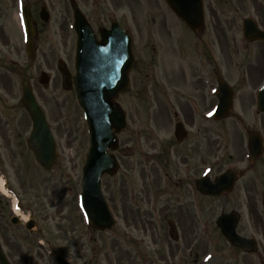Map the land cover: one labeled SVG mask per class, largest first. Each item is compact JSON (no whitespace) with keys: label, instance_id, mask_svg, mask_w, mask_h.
I'll list each match as a JSON object with an SVG mask.
<instances>
[{"label":"rangeland","instance_id":"obj_1","mask_svg":"<svg viewBox=\"0 0 264 264\" xmlns=\"http://www.w3.org/2000/svg\"><path fill=\"white\" fill-rule=\"evenodd\" d=\"M234 1L238 4L234 20L229 10H225L222 18L226 25L221 69L222 78L235 91L232 113L222 123L209 124L206 133L215 140L219 134L226 135L229 154L241 158L245 149L240 145L242 141L246 146V132L257 131L264 139V114L255 110L253 96L264 77V42H244L240 26L242 19L251 15V4L250 0ZM43 5L50 15L48 28L41 36L46 39L35 45V59L28 60L19 7L16 4L12 8L10 0H0V181L6 189L0 191V246L10 264H55L53 254L70 264H238L240 255L225 244L215 220L223 212L237 210L241 228L247 225L249 215L264 217V206L258 202L255 211L248 212L246 207L235 208L221 199L193 197L188 214H184L185 207H177L169 193L164 194L165 187L174 189V182L181 183L183 172L173 161L165 170H160L163 166L155 168L152 163H144L146 153L156 150L161 141L170 142L172 133L171 116L157 105L155 98L159 55L161 51L171 54L167 46L156 41L160 38L158 31H151L148 36L143 30L136 32L130 89L117 99L126 112V127L118 136L119 149L115 153L120 168L115 175L103 178L101 190L115 226L113 231L99 232L85 224L78 198L88 149L86 125L74 90L61 88L56 69L61 60L74 75L72 33L69 31L65 43L61 42V10L68 7V2L44 0ZM182 34L178 54L186 56L189 52L184 50L190 35L184 31ZM42 72L49 75L47 86L39 82ZM165 78L169 79L166 75ZM22 83L31 85L56 143L57 158L47 173L26 148L30 121L20 104ZM213 147L210 143L211 156L224 154ZM229 154L225 149V156ZM258 171H261L257 185L260 197L264 195V167ZM177 191L179 195L186 193L179 185ZM186 201L185 197L180 198L181 203ZM175 212L182 221L190 220L191 214L198 215L193 217L188 248L185 222H182L185 240L176 245L168 237L167 222L173 220ZM13 216L26 219L14 226L9 222ZM29 216L36 224L34 232L24 228ZM261 227L262 224L258 226L257 239L264 241ZM258 251L256 264H264V242Z\"/></svg>","mask_w":264,"mask_h":264},{"label":"flooded vegetation","instance_id":"obj_2","mask_svg":"<svg viewBox=\"0 0 264 264\" xmlns=\"http://www.w3.org/2000/svg\"><path fill=\"white\" fill-rule=\"evenodd\" d=\"M17 1L10 0V6L15 7ZM73 2L83 13L96 40H99L102 31L116 25L129 34L132 46L136 40V32L143 30L148 36L151 31H158L160 38L156 41L160 45L167 46V51L171 53L167 55L161 51L159 55L160 70L155 72L157 76L155 98L157 105L165 108L171 116V127L180 123L183 128L179 132L180 139L172 135V129L171 141L164 143L159 141L161 145L157 144L156 150L147 152L144 157L145 164L152 163L155 168L163 166L160 170L171 166L173 161L176 168L183 172V176L179 179L181 183L174 182V189L165 187L164 194L169 193L171 200L173 198L172 202L177 207H185V211L182 212L188 214L187 207L193 202V197L198 200L211 199L196 190V181L201 177H208L213 181L218 174L230 170L236 172L238 179L233 184L232 190L218 197L219 199L227 204L232 203L235 208L246 207L248 212L255 211L258 200L264 203V196L259 197L257 187L258 175L261 172L258 168L264 167V153L253 163H248L243 156L234 158L229 154L228 149L231 148L226 145L227 136L219 134L217 140L214 137L211 138L206 133L209 120L204 118L205 109L212 103L209 96L212 90L210 78L215 80L220 77L224 62L222 47L226 24L222 22V18L225 10H229L234 20L238 4L236 5L234 0H73ZM21 4L28 8L31 14L35 30L34 44L36 45L46 39L41 36L49 25L40 20V12L46 8L43 5L44 0H21ZM250 4L252 9L250 16L257 27L264 29V0H250ZM198 12L202 13L203 23L200 30L195 32L187 26L180 14L193 15ZM48 16L50 18V15ZM71 19L70 8L63 6L61 10V42L63 43L69 36L68 25ZM232 24L236 25L235 22ZM182 31L190 35L187 40L188 46H185L187 49L184 50L189 52L186 56L178 54L180 53L178 52L179 47H182L180 41ZM74 34L72 33V41L75 43L77 37ZM212 48L216 55L213 54ZM165 75L169 79H166ZM210 143L214 144V150L215 147L226 149L228 157L225 156V150L220 157L211 156ZM240 148H242V141ZM151 154L154 156H149ZM151 157L152 161L149 162ZM244 164L246 166L243 167ZM169 169L172 171L171 168ZM163 173L168 175L166 172ZM262 177L264 179V176ZM176 179L178 180V177ZM182 180L185 183H182ZM178 185L185 190V195L182 193L179 195ZM184 197L188 201L181 203L180 198ZM197 216L194 217L191 214L190 220L182 221L180 215L175 212L172 222L177 233L176 245L180 240L185 239H187V248L191 245L193 217ZM202 218L206 217L203 215ZM182 222H185L187 226L185 239L182 234ZM258 223L259 225L262 223L261 218L249 215L247 225L241 227L238 233L242 237L251 238L252 234H257ZM230 249L240 254L241 260L238 264H254L253 258L255 257L252 254H244L232 247Z\"/></svg>","mask_w":264,"mask_h":264},{"label":"water","instance_id":"obj_3","mask_svg":"<svg viewBox=\"0 0 264 264\" xmlns=\"http://www.w3.org/2000/svg\"><path fill=\"white\" fill-rule=\"evenodd\" d=\"M72 9L76 25L75 31L81 37L78 40L75 55L73 85L76 98L85 115L89 135V149L82 170L80 203L86 222L92 228L101 231L111 230L114 222L100 191L101 178L104 175H111L118 168L115 158L111 154H107V150L117 149L118 142L115 133L120 132L124 127V113L118 106H115L114 100L119 93L128 88V74L133 64V58L129 38L125 37L118 28H112L105 36H102L101 42L92 41L84 35L83 28H86V25L82 23L84 21L82 14L74 5H72ZM29 15L27 11L24 12L28 42L26 52L28 58H32L34 57V48L31 42L33 31ZM186 21L194 29H198L197 23H201L199 15H196L195 19L188 17ZM243 36L248 41L264 40V32L258 31L251 20L244 22ZM64 66L60 62L58 69L62 75L63 89L69 90L71 79ZM47 81V79H41L43 83H47ZM219 88L220 106L216 111V119L225 117L231 105L229 88L224 83H220ZM34 99L31 87L23 84L21 103L32 122V130L26 141L27 147L33 152L36 163L47 171L52 168L56 157L55 143L44 120L43 112ZM258 108L264 111V88L258 96ZM256 137L257 135H250V149L251 151L254 149V156L261 149V141ZM210 189L212 190L205 191L210 194H218L227 188L219 185ZM11 222L18 223L17 219H12ZM33 225L34 222L30 221L26 228L31 230ZM235 225L236 217L233 215H222L217 220V227L220 228L224 238L231 244L246 249L249 242L236 236ZM170 236L173 238V234ZM250 246L248 245L249 249ZM4 258L0 249V264H8ZM56 260L57 264H68L62 258L56 257Z\"/></svg>","mask_w":264,"mask_h":264},{"label":"bare ground","instance_id":"obj_4","mask_svg":"<svg viewBox=\"0 0 264 264\" xmlns=\"http://www.w3.org/2000/svg\"><path fill=\"white\" fill-rule=\"evenodd\" d=\"M0 189H2V182L1 181H0ZM25 219H26L25 217H23V218L21 217V220L24 221Z\"/></svg>","mask_w":264,"mask_h":264}]
</instances>
